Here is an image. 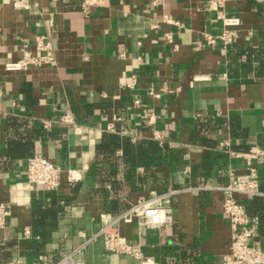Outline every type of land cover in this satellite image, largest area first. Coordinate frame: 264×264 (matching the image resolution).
Masks as SVG:
<instances>
[{
  "label": "crops",
  "instance_id": "obj_1",
  "mask_svg": "<svg viewBox=\"0 0 264 264\" xmlns=\"http://www.w3.org/2000/svg\"><path fill=\"white\" fill-rule=\"evenodd\" d=\"M28 2L30 9H17L0 0V203L12 207L0 231V264H54L125 210L112 213L87 175L106 132L156 140L179 157L159 167L156 187L122 194L128 206L154 189H182L172 200L174 225L140 231L136 221L120 223L121 234L142 245L148 264H223L231 228L223 194L207 187L247 172L244 157L232 152L264 149V0L227 2L226 15L241 25L225 48L205 42V33L221 31L209 0H101L87 9L83 0ZM37 37L52 47L53 63L31 61L41 54ZM65 114L74 123L62 122ZM34 155L62 169L65 214L50 224L47 239L32 231L34 193L41 190L27 179ZM254 166L264 184V156ZM84 257L86 264H139L107 251L101 239Z\"/></svg>",
  "mask_w": 264,
  "mask_h": 264
},
{
  "label": "built area",
  "instance_id": "obj_2",
  "mask_svg": "<svg viewBox=\"0 0 264 264\" xmlns=\"http://www.w3.org/2000/svg\"><path fill=\"white\" fill-rule=\"evenodd\" d=\"M216 10L217 19L221 21V31L216 34L205 33V42L210 47H227L238 39L241 19L239 17H229L226 15V5L229 0H209ZM17 9H30L28 0H11ZM101 0H83L84 9L100 4ZM167 23L178 24L170 16H164ZM167 41L174 43L171 34H167ZM37 49L41 54L32 58L35 63H53L54 54L50 44L44 37H37L35 41ZM176 47L177 45L174 44ZM27 65L24 63H8V70H18ZM135 80L130 79L128 86L133 87ZM152 96L159 94L150 91ZM154 116L151 114L148 122L154 123ZM60 120L64 123H74L70 114L62 115ZM153 137L161 140L162 136L153 130ZM232 155L244 157L247 164V172L236 176L226 185L208 186V189L218 190L223 194L222 210L227 216L231 228V238L229 243V253L223 257V264H264V247H262L258 237L257 229L259 219L255 215L248 213L246 205L241 201L243 198L253 196H263L260 189L257 169L254 161L264 156V149L258 146L251 147L246 152H232ZM62 169L52 160L42 155H34L27 160V179L30 186L41 190H58L61 185ZM71 180L76 177L71 169L68 170ZM182 189L172 188L165 192L151 191L150 194L136 203L131 204L114 219L105 220L102 227L82 244L66 253L54 264H86L85 250L89 243L101 239L107 251L115 254L128 255L139 261V264H148L152 261L144 254L140 243H131L120 232V223L137 222L138 229H156L171 227L175 223L173 197L180 193ZM12 213V207L8 203H0V231L6 226L8 217ZM26 234L29 230L26 229Z\"/></svg>",
  "mask_w": 264,
  "mask_h": 264
},
{
  "label": "trees",
  "instance_id": "obj_3",
  "mask_svg": "<svg viewBox=\"0 0 264 264\" xmlns=\"http://www.w3.org/2000/svg\"><path fill=\"white\" fill-rule=\"evenodd\" d=\"M261 52H264V49ZM119 149L122 150V155L116 154ZM30 152L31 150H24L19 153L30 155ZM171 159L179 157L166 144L160 145L156 140L133 141L131 137L106 132L96 146V158L87 175L90 181L97 182L98 189L106 196L108 209L116 213L119 209H127L130 206L124 203L122 194L129 196L132 192L149 191L161 183L163 179L159 167ZM139 167H143L142 173L138 172ZM72 186L74 192H77L80 183H74ZM260 189L264 191L263 183H260ZM241 201L246 205L249 214L258 217L257 234L264 247V197L253 196ZM65 204L59 189L36 191L33 200V233L47 239L48 227L50 224L52 228L57 225L58 220L65 214Z\"/></svg>",
  "mask_w": 264,
  "mask_h": 264
}]
</instances>
